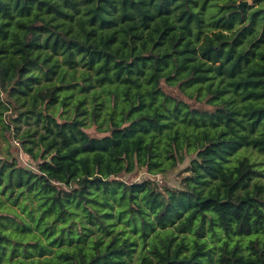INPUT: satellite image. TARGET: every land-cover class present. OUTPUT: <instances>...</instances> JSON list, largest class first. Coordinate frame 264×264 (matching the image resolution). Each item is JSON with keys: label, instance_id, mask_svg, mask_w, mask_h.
Masks as SVG:
<instances>
[{"label": "trees", "instance_id": "16d2710c", "mask_svg": "<svg viewBox=\"0 0 264 264\" xmlns=\"http://www.w3.org/2000/svg\"><path fill=\"white\" fill-rule=\"evenodd\" d=\"M0 264H264V0H0Z\"/></svg>", "mask_w": 264, "mask_h": 264}, {"label": "rangeland", "instance_id": "374dc122", "mask_svg": "<svg viewBox=\"0 0 264 264\" xmlns=\"http://www.w3.org/2000/svg\"><path fill=\"white\" fill-rule=\"evenodd\" d=\"M16 148L18 149V147H16ZM17 157H18V160L20 161V163H22V164L26 163L27 164V162H26L27 157L25 155H23L19 150L17 153ZM185 167H186V164H183V165L179 166L178 169L169 172L167 175H165L162 178L150 177L144 171H136L132 174L124 175L123 179L127 182H138V181L142 180L143 178H151L152 180H155L161 186L165 185V186H168V187L173 188V189H178V188H180V178H181L180 173L183 172L182 169H184Z\"/></svg>", "mask_w": 264, "mask_h": 264}, {"label": "built area", "instance_id": "2783aa9c", "mask_svg": "<svg viewBox=\"0 0 264 264\" xmlns=\"http://www.w3.org/2000/svg\"><path fill=\"white\" fill-rule=\"evenodd\" d=\"M15 145L17 146L18 145V143H15ZM19 146V145H18Z\"/></svg>", "mask_w": 264, "mask_h": 264}]
</instances>
